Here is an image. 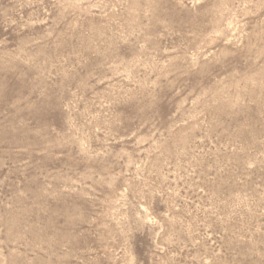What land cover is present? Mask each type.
<instances>
[{"label":"rangeland","instance_id":"1","mask_svg":"<svg viewBox=\"0 0 264 264\" xmlns=\"http://www.w3.org/2000/svg\"><path fill=\"white\" fill-rule=\"evenodd\" d=\"M0 264H264V0H0Z\"/></svg>","mask_w":264,"mask_h":264}]
</instances>
